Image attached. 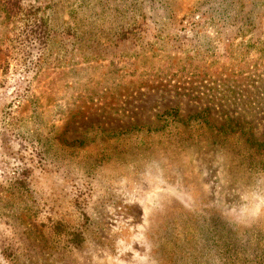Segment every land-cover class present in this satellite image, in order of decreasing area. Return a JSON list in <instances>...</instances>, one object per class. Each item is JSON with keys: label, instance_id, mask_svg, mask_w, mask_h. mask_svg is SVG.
Here are the masks:
<instances>
[{"label": "rangeland", "instance_id": "1", "mask_svg": "<svg viewBox=\"0 0 264 264\" xmlns=\"http://www.w3.org/2000/svg\"><path fill=\"white\" fill-rule=\"evenodd\" d=\"M130 1L0 0V263L264 264V169L246 163L263 155L223 126L264 142V50L246 42L264 43V0H212L217 29L193 35L197 0H152L140 46L114 48Z\"/></svg>", "mask_w": 264, "mask_h": 264}, {"label": "trees", "instance_id": "2", "mask_svg": "<svg viewBox=\"0 0 264 264\" xmlns=\"http://www.w3.org/2000/svg\"><path fill=\"white\" fill-rule=\"evenodd\" d=\"M124 1H127V0H124ZM141 1L143 2V7L141 6L142 5ZM141 1H140L141 2L140 3L137 0H131L129 2V4L124 6V8H126V9H123L122 12L118 13L117 16L121 17V20L125 16H128L130 18V20L128 23L122 22L123 24L120 23L115 27V30L113 31V36L109 38V39H111L110 42H113L112 47L117 48V47H119V45L122 42H126V41H129L131 43H136L140 46V43L138 41L139 40L141 41L144 39V36H142V34H144V32H146L145 29H142V25L147 24V20L149 19L148 15L151 12V10L152 11L156 10L153 8L152 2H151L152 0H141ZM211 2H212V0H205V1L197 0L196 3L191 6V10L188 12L187 16L184 17V19H186L185 25H188L187 31H188L189 35L197 34V32H196L197 28L200 26L201 27L206 26V27L212 28L214 30L217 29L218 23H216V18L213 17V11L211 10ZM252 3H253V0H246V4L251 6ZM207 4H209V5H207ZM165 18L167 21L172 22L174 20V14L172 15V13H169V14H167V16ZM217 18H218L217 22H221V24L224 26H228V27H232V28H234V26H236V24H233L232 22H230L231 17L228 14H223L221 17L219 15ZM27 27L29 28L31 26L28 25ZM41 27L43 29L42 36L44 37L48 31H47L45 24L42 23ZM238 27H241V26H238ZM260 28H261V22L258 21V18L256 15L254 17L246 19V34L248 32H252V31H259ZM220 29H222V28H220ZM70 30H72L71 26H66L62 29V31H67V32H69ZM74 35H75V33H71V36H74ZM96 36H97L96 37L97 40H101L100 39L101 34H97ZM26 41L29 43V39H26ZM46 41H47L46 37H44L41 40V43L46 44ZM246 42L248 44H251V47H259L260 49L264 50V43L260 39H253L252 40V38H251V39H248V41H246ZM30 57L31 56L29 54H26L24 57L22 55L19 56V54H13V58H15L16 60L21 59L23 63L29 62ZM20 61H18V62H20ZM24 66H26V65H24ZM20 67H21V64H20ZM255 89H258V87H255ZM261 89L264 92V87H261ZM256 103L261 104L258 101L249 103L251 109H254ZM207 106L202 111H200L199 113L189 117L188 124L190 126L208 123V119L206 116L211 111V107H207ZM176 114H177V109H169L167 111H164L160 117L166 118V120L169 119L170 121L173 122L177 119ZM223 126H224V134L241 133L242 135H244V133L246 132V149L248 150V152L251 151L254 153V155H258V154L263 155V157L261 158L260 161H256V158L254 156H252V154H249L246 157V163H248V165L251 167H254L255 165H257V166L260 165L264 169V142H258L254 138L253 133L251 131L252 124L251 123L242 124V123H239L238 121H235L231 118L230 119L228 118L225 120ZM141 128L142 127L134 126V127H131L130 129L139 130ZM225 128H227V129L225 130ZM115 134H121V133L115 132ZM48 156L50 157V159H54V157L56 155L53 154L52 151H50L48 153ZM22 175H23V173L21 175L11 177L8 181V184L10 186L11 185L12 186L18 185L22 181V179H20L22 177ZM21 186H23V183L21 184ZM23 187H25L26 191L30 190L29 188H26V186H23ZM54 225L55 224H53V226ZM58 228H59V226H55V231ZM11 255H12V253L10 252V249L8 247H4V248L1 247L0 248V257H1L2 261H6L7 259L10 258ZM2 264H4V262Z\"/></svg>", "mask_w": 264, "mask_h": 264}]
</instances>
